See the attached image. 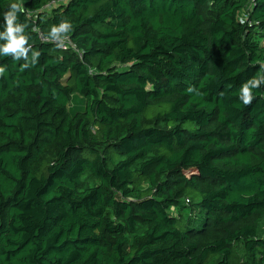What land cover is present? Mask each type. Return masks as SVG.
I'll list each match as a JSON object with an SVG mask.
<instances>
[{
  "label": "trees",
  "instance_id": "1",
  "mask_svg": "<svg viewBox=\"0 0 264 264\" xmlns=\"http://www.w3.org/2000/svg\"><path fill=\"white\" fill-rule=\"evenodd\" d=\"M54 1L0 0V264H264V0Z\"/></svg>",
  "mask_w": 264,
  "mask_h": 264
},
{
  "label": "clouds",
  "instance_id": "2",
  "mask_svg": "<svg viewBox=\"0 0 264 264\" xmlns=\"http://www.w3.org/2000/svg\"><path fill=\"white\" fill-rule=\"evenodd\" d=\"M24 11L20 3H13L9 10L4 13V29L0 31V40L4 43L0 44V56L11 57L13 60L19 61L22 58L25 63L21 65V70L37 64V57L41 56L40 51H32L31 64L28 63V52L33 48L29 43L30 36L25 34L28 27L26 23L18 22V14ZM73 30V25L68 20H61L58 24L52 25L48 33V41L54 43L58 48L66 47L69 41V33ZM33 32H38L36 28ZM261 73H264V64L260 65ZM6 66H0V76H4ZM264 85V74H257L246 82L239 89V99L247 106L253 101V89ZM192 91V88H189Z\"/></svg>",
  "mask_w": 264,
  "mask_h": 264
},
{
  "label": "rangeland",
  "instance_id": "3",
  "mask_svg": "<svg viewBox=\"0 0 264 264\" xmlns=\"http://www.w3.org/2000/svg\"><path fill=\"white\" fill-rule=\"evenodd\" d=\"M86 104H87L86 99H84L83 97L78 96V95L74 96L72 99L71 105H70L71 113L74 115L77 113L84 112L86 110ZM193 204L195 205L196 208H198V206L200 204V197L199 196H196L194 198ZM238 250L240 251V254L243 252L241 245L238 247Z\"/></svg>",
  "mask_w": 264,
  "mask_h": 264
},
{
  "label": "built area",
  "instance_id": "4",
  "mask_svg": "<svg viewBox=\"0 0 264 264\" xmlns=\"http://www.w3.org/2000/svg\"><path fill=\"white\" fill-rule=\"evenodd\" d=\"M69 0H57L52 2L48 7H53V6H59V5H63L65 3H67ZM243 20H245V18H243ZM44 41H48L47 38H43ZM63 49H67V50H73L75 51L80 57H82V53L81 51L77 48V45L69 38V41L66 44V47H64Z\"/></svg>",
  "mask_w": 264,
  "mask_h": 264
}]
</instances>
